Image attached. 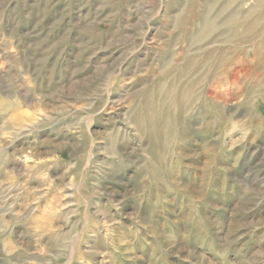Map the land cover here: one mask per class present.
<instances>
[{
	"label": "rangeland",
	"instance_id": "rangeland-1",
	"mask_svg": "<svg viewBox=\"0 0 264 264\" xmlns=\"http://www.w3.org/2000/svg\"><path fill=\"white\" fill-rule=\"evenodd\" d=\"M0 264H264V0H0Z\"/></svg>",
	"mask_w": 264,
	"mask_h": 264
}]
</instances>
